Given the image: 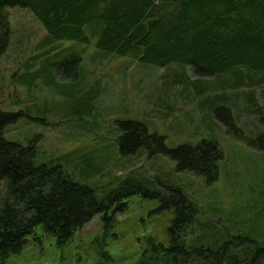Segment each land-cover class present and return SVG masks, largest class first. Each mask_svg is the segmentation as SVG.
I'll list each match as a JSON object with an SVG mask.
<instances>
[{"label":"rangeland","instance_id":"1","mask_svg":"<svg viewBox=\"0 0 264 264\" xmlns=\"http://www.w3.org/2000/svg\"><path fill=\"white\" fill-rule=\"evenodd\" d=\"M10 15L11 44L0 60V110L20 117L7 128V140L24 146L34 141L39 163L61 165L100 202L128 180L156 197L126 200L127 211L111 215L114 223L97 215L62 247L39 229L19 255L0 258V264H136L146 239L169 246L174 213L157 210L175 189L199 207L201 226L191 231L190 244L204 237L214 248L223 236L264 244V117L252 112L255 102H264L262 86L252 89L232 76L220 80L229 82L224 86L203 78L211 83L197 94L181 82L197 79L189 67L158 68L70 42L56 47L31 13L15 8ZM129 123L157 137L149 145L154 155L147 149L121 153ZM203 142L217 144L223 156L211 184L178 172L177 162L158 151Z\"/></svg>","mask_w":264,"mask_h":264},{"label":"trees","instance_id":"2","mask_svg":"<svg viewBox=\"0 0 264 264\" xmlns=\"http://www.w3.org/2000/svg\"><path fill=\"white\" fill-rule=\"evenodd\" d=\"M15 8L31 13L46 31L47 43L56 47L70 42L158 68L189 67L197 79L181 82L197 94L211 83L201 79L217 78L224 86L229 82L220 80L232 76L237 84L262 86L264 100V0H0V60L11 44L10 10ZM241 71L248 76H237ZM252 112L264 117V102H255ZM19 117L0 110V258L19 255L39 229L62 247L97 215L114 223L111 215L125 213L126 200L156 197L128 180L100 202L93 189L76 183L61 165L39 163L34 141L24 146L7 140V128ZM126 128L119 143L123 155L140 149L154 155L149 145L157 137L139 124ZM158 151L176 161L180 173H194L210 184L218 179L223 156L215 143ZM161 203L158 212L174 213L169 246L146 239L136 264H264L259 241L223 236V244L216 241L214 248L205 245L210 240L204 237L190 244L191 231L201 226L199 207L182 190H172Z\"/></svg>","mask_w":264,"mask_h":264}]
</instances>
